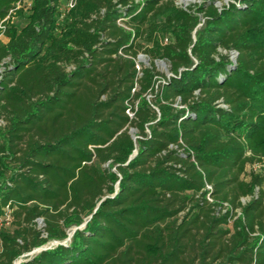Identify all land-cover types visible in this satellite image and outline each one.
Instances as JSON below:
<instances>
[{"label": "trees", "instance_id": "1", "mask_svg": "<svg viewBox=\"0 0 264 264\" xmlns=\"http://www.w3.org/2000/svg\"><path fill=\"white\" fill-rule=\"evenodd\" d=\"M66 2L0 42V264H264V0Z\"/></svg>", "mask_w": 264, "mask_h": 264}, {"label": "rangeland", "instance_id": "2", "mask_svg": "<svg viewBox=\"0 0 264 264\" xmlns=\"http://www.w3.org/2000/svg\"><path fill=\"white\" fill-rule=\"evenodd\" d=\"M144 0H137L138 3H142ZM175 5L181 9H189L190 7L194 6V5H201L203 4L204 2L208 1V2H213V4H215V6L219 9H221L222 7H224L225 5H228L229 4V1L230 0H172ZM30 12H25L24 14H22L21 17H17L14 21V25H18L20 26V28L22 27H25L26 24H27V17L29 16ZM12 26V24H10ZM0 42L3 43V44H6L8 42V39L3 36L0 38ZM224 55H228L229 58H230V61L231 63L233 64H236V61H237V55L235 53H226V52H222ZM138 62L139 64L145 66V67H148L150 68L151 66V63H150V60L146 57V56H143L141 55L139 58H138ZM140 68V66H139ZM156 70L157 72H159L162 76H166V77H169L171 76L170 74V71H169V65L166 63V62H157L156 63ZM3 72V67H0V74ZM163 81V78L162 77H159L158 78V83L157 85H159L160 82ZM157 89V87H156ZM148 99L150 100V96L148 97ZM130 115H132V113H130ZM0 125H4L3 122H1ZM134 139H136V135H137V132L135 130H132L131 131ZM135 156H136V153H135ZM38 224V228H42L44 225H43V221L42 220H39L37 222ZM7 227H10L9 225H7ZM72 235V234H70ZM57 244H59L58 242H51L49 243L48 245L42 247V248H39V249H36L34 250L33 252L29 253V254H25L23 256H21L16 262L15 264H21L23 262H25L28 258H31L32 256L34 255H37L38 253H40L41 251L47 249V248H51L53 246H56Z\"/></svg>", "mask_w": 264, "mask_h": 264}, {"label": "built area", "instance_id": "3", "mask_svg": "<svg viewBox=\"0 0 264 264\" xmlns=\"http://www.w3.org/2000/svg\"><path fill=\"white\" fill-rule=\"evenodd\" d=\"M35 0H17L14 8L9 12L8 17L0 23V30L2 31L0 38L4 36V33L8 29V24H13L15 19L17 18V13L19 11L28 12L31 10V8L34 5ZM78 0H67V2L60 8L61 11V19H65L68 17L69 13L75 9L77 5ZM120 25L123 26L121 21L119 22ZM235 53L237 56L238 54ZM262 168H264V162L262 164H257L253 166V170L258 172L261 171ZM208 190H211V187H208ZM258 191V189H257ZM249 199H244L243 203H246ZM11 220V214L9 211H7L5 222L0 219V227L4 224L9 225Z\"/></svg>", "mask_w": 264, "mask_h": 264}, {"label": "water", "instance_id": "4", "mask_svg": "<svg viewBox=\"0 0 264 264\" xmlns=\"http://www.w3.org/2000/svg\"><path fill=\"white\" fill-rule=\"evenodd\" d=\"M132 158H134V156H133ZM71 236H72V235H71ZM68 241H70V238L67 240V242H68ZM57 245H58V244H57ZM45 250H46V249H45Z\"/></svg>", "mask_w": 264, "mask_h": 264}]
</instances>
